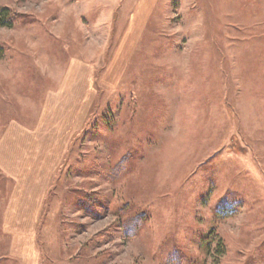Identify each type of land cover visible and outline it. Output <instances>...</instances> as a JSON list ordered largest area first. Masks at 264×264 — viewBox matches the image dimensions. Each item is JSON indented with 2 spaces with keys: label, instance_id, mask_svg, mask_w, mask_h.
I'll return each mask as SVG.
<instances>
[{
  "label": "rangeland",
  "instance_id": "rangeland-1",
  "mask_svg": "<svg viewBox=\"0 0 264 264\" xmlns=\"http://www.w3.org/2000/svg\"><path fill=\"white\" fill-rule=\"evenodd\" d=\"M0 7L15 15L0 26V136L37 124L69 62L93 66L45 190L40 264H264V0ZM11 179L0 169V264H29L3 227Z\"/></svg>",
  "mask_w": 264,
  "mask_h": 264
},
{
  "label": "crops",
  "instance_id": "crops-1",
  "mask_svg": "<svg viewBox=\"0 0 264 264\" xmlns=\"http://www.w3.org/2000/svg\"><path fill=\"white\" fill-rule=\"evenodd\" d=\"M67 69L56 91L45 97L44 112L37 124L14 121L0 136V169L13 182L3 227L12 237L11 253H20L17 257L26 258L29 264H40L34 233L45 190L83 126L93 96V66L72 60Z\"/></svg>",
  "mask_w": 264,
  "mask_h": 264
},
{
  "label": "trees",
  "instance_id": "trees-1",
  "mask_svg": "<svg viewBox=\"0 0 264 264\" xmlns=\"http://www.w3.org/2000/svg\"><path fill=\"white\" fill-rule=\"evenodd\" d=\"M14 17H15L14 13H12L8 7H0V26L11 27L13 25ZM131 229L132 226H129V224H127L125 232L127 234H130L132 233ZM174 256H178V255L175 254ZM175 258L178 261V257Z\"/></svg>",
  "mask_w": 264,
  "mask_h": 264
}]
</instances>
